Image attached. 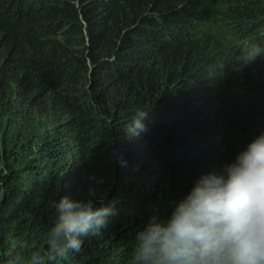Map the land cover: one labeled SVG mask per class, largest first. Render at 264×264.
I'll list each match as a JSON object with an SVG mask.
<instances>
[{
  "label": "trees",
  "instance_id": "trees-1",
  "mask_svg": "<svg viewBox=\"0 0 264 264\" xmlns=\"http://www.w3.org/2000/svg\"><path fill=\"white\" fill-rule=\"evenodd\" d=\"M253 45L264 0H0V264L65 195L115 214L58 264H130L139 228L264 132Z\"/></svg>",
  "mask_w": 264,
  "mask_h": 264
},
{
  "label": "clouds",
  "instance_id": "clouds-1",
  "mask_svg": "<svg viewBox=\"0 0 264 264\" xmlns=\"http://www.w3.org/2000/svg\"><path fill=\"white\" fill-rule=\"evenodd\" d=\"M245 64L264 55L251 46ZM147 112L137 113L129 136L147 130ZM55 219L44 245L27 256L5 253V264H58L69 249H81V237L98 233L114 215L91 199L68 195L54 203ZM130 264H264V132L256 136L222 171L202 175L166 218L153 216L133 237Z\"/></svg>",
  "mask_w": 264,
  "mask_h": 264
}]
</instances>
